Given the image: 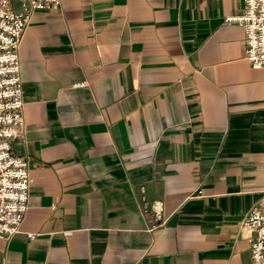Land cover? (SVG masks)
<instances>
[{"label":"crops","instance_id":"1","mask_svg":"<svg viewBox=\"0 0 264 264\" xmlns=\"http://www.w3.org/2000/svg\"><path fill=\"white\" fill-rule=\"evenodd\" d=\"M242 6L58 0L31 13L11 144L27 210L0 264H248L239 224L264 191V67L225 21Z\"/></svg>","mask_w":264,"mask_h":264},{"label":"built area","instance_id":"2","mask_svg":"<svg viewBox=\"0 0 264 264\" xmlns=\"http://www.w3.org/2000/svg\"><path fill=\"white\" fill-rule=\"evenodd\" d=\"M57 5L58 0H0V239L4 241L19 233L30 184L26 161L11 151V144L24 133L19 41L33 11L52 10ZM225 21L242 27L244 58L250 67L263 68L264 0H243L241 14ZM142 208L147 211L145 203ZM154 219L159 220L157 213ZM239 226L249 244L248 264H264V191Z\"/></svg>","mask_w":264,"mask_h":264}]
</instances>
